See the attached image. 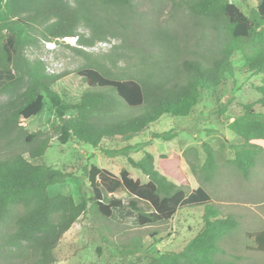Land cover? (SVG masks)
<instances>
[{
    "label": "trees",
    "instance_id": "obj_1",
    "mask_svg": "<svg viewBox=\"0 0 264 264\" xmlns=\"http://www.w3.org/2000/svg\"><path fill=\"white\" fill-rule=\"evenodd\" d=\"M134 0H81L77 2L84 13V23L91 30V37L78 36L80 16L65 0H0V91L21 83L14 71L20 51L32 40L30 26L25 18H54L44 31L45 40L75 37L78 46L89 47L96 41H105L107 35L118 36L112 23L103 19L109 9L121 15L132 8ZM188 9L195 17L217 21L223 39L211 55L182 59L180 69L172 74L146 76L135 79H115L87 65L74 73L88 89L77 103H65L53 89L64 75L49 76L40 70L26 72L27 86L22 92V102L13 111L0 118V134L12 130L23 131L20 124L39 116L45 103L50 104L58 125L52 137L65 145L74 141L91 147L109 158H124L131 168L147 179L142 183L132 179L126 169L116 175L94 164L83 169L93 193L96 214L103 220L116 218V213L133 217L139 227L167 223L182 207L202 206L201 230L179 252H150L147 264H236L216 261L214 254L222 253L220 243L239 226L236 219L224 215L212 204V198L203 187L219 176L215 151L203 144L206 154L198 167V155L191 149L192 161H186L198 182L196 189H189L186 175L173 161L160 158L157 164L151 153L145 151L153 139L168 142L177 136L176 129L151 132L150 139L137 144L117 147L115 141L124 137H139L162 118H185L191 115L204 95L218 101L226 76H233L232 64L237 51L247 62L248 72L262 75V86L257 89L260 100L243 106L227 124V129L243 143L233 146L234 159L229 162L244 178L257 165L256 159L264 154V0H260L248 15L228 0H188ZM28 13V17L25 16ZM116 25V24H114ZM118 26L124 27L121 24ZM120 36V35H119ZM122 39L126 38L121 36ZM130 46V42L124 39ZM78 53L82 50L69 47ZM160 70V68H159ZM140 112L129 113L128 109ZM127 109V111H125ZM256 109H259L257 111ZM74 113L68 116L67 113ZM36 138L26 136V145ZM51 138L24 153L12 152L0 158V230L12 246L25 253V264H55L54 250L64 234L87 213L91 198L82 194L76 203L71 196L50 197L47 188L63 183L69 174L31 161L41 160L50 147ZM142 151L135 160L131 154ZM188 151H184L186 156ZM6 234V235H4ZM158 233H150L155 237ZM252 239L251 250L264 253V231L247 233ZM5 240V239H4ZM22 244L24 249L21 248ZM123 264H141L140 253L144 244L136 240L130 245L119 246ZM101 252V248H97ZM133 258V259H132Z\"/></svg>",
    "mask_w": 264,
    "mask_h": 264
},
{
    "label": "rangeland",
    "instance_id": "obj_2",
    "mask_svg": "<svg viewBox=\"0 0 264 264\" xmlns=\"http://www.w3.org/2000/svg\"><path fill=\"white\" fill-rule=\"evenodd\" d=\"M65 1L79 13L80 25L76 29L78 36L90 38L91 30L84 26V13L77 5L81 0ZM228 1L248 15L260 0ZM100 15L112 23L111 28H115L120 36L107 35L105 41H96L89 47L78 46L76 41L73 44L72 41L65 43L61 39L45 40L46 32L43 28L54 21V18L39 17L34 21L25 18L33 37L20 51L14 63L13 71L22 78L21 83L0 91V118L21 104L22 92L28 83L26 72L29 69L40 70L49 76L63 74L53 89L65 103L73 104L88 89L74 73L84 66H98V69L115 79H125L127 76L143 79L159 75L160 72L168 75L174 73L175 69H180L182 59L213 54L223 39L224 32L213 27L220 28L217 21L213 23V19L193 16L188 9V0H134L132 8L122 15L116 9H109L106 14ZM25 16L28 17V13ZM121 36L128 38L131 45ZM67 46L82 50L83 53ZM232 64L235 68L234 75L226 76L218 101H212L211 97L204 95L190 116L162 118L143 135L117 139L115 145L122 147L143 143L150 139L151 132L176 129L178 133L173 140L164 142L153 139L145 151L153 155L155 164L160 158L173 161L178 167L182 162L191 184L189 189H196L198 185L186 164L187 160H193L190 151L196 150L197 166L200 167L206 158L202 146L209 145L215 151L219 176L203 187L211 196L212 204L239 223L238 228L220 243L222 253L214 254V260L236 264H264V253L251 250L253 241L246 237L247 233L264 231V154L257 157L256 167L249 170L248 178H244L229 163L235 156L233 146L240 145L243 141L227 129L228 122L243 106L260 100L257 89L262 86L263 76L248 72L247 62L239 51L235 53ZM127 112L138 113L140 109H128ZM67 115L73 116L74 113L68 112ZM20 124L22 132L16 129L0 134V158L22 151L24 158L29 160L25 152L44 139L51 138L50 147L41 160L31 162L52 167L69 174V177L63 183L49 186L48 195H68L76 203L82 194L91 198L87 213L64 234L54 250L55 264H123L119 246L130 245L136 240L144 244L139 255L141 264H147L146 258L150 252H179L201 230L202 206L182 207L169 222L147 227H139L133 217L121 218L117 213L112 220L101 219L96 214L89 183L82 175L85 167L94 164L116 175L120 170L126 169L134 180L145 183L147 179L140 171L131 168L124 158L106 157L91 147L74 141L60 144L52 137L53 128L58 125V121L49 102L45 103L39 116L21 121ZM31 134L36 135V138L30 145H26V136ZM184 151H188L186 156L183 155ZM141 156L142 151L131 154L135 160ZM153 232L158 235L152 238L150 233ZM5 237L0 230V264H25V253L21 256L20 248L12 246ZM23 245L25 244L21 248L24 249ZM97 248H101L100 253Z\"/></svg>",
    "mask_w": 264,
    "mask_h": 264
},
{
    "label": "built area",
    "instance_id": "obj_3",
    "mask_svg": "<svg viewBox=\"0 0 264 264\" xmlns=\"http://www.w3.org/2000/svg\"><path fill=\"white\" fill-rule=\"evenodd\" d=\"M62 41H64L65 43H71V41H72V43L74 44V42L76 41V39H74V38H63Z\"/></svg>",
    "mask_w": 264,
    "mask_h": 264
},
{
    "label": "crops",
    "instance_id": "obj_4",
    "mask_svg": "<svg viewBox=\"0 0 264 264\" xmlns=\"http://www.w3.org/2000/svg\"><path fill=\"white\" fill-rule=\"evenodd\" d=\"M155 162V161H154ZM180 170L185 174V172H184V169H183V165H182V162H181V164H180ZM186 175V174H185ZM186 177H187V175H186ZM187 179H188V177H187ZM189 180V179H188ZM190 182V181H189ZM191 185V184H190ZM197 187H198V185H197ZM191 189V188H190ZM193 190V189H192Z\"/></svg>",
    "mask_w": 264,
    "mask_h": 264
}]
</instances>
